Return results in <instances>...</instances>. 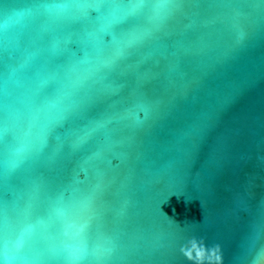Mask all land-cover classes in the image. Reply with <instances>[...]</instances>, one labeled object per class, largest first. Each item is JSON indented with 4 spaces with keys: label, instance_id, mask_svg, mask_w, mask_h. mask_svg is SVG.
Returning a JSON list of instances; mask_svg holds the SVG:
<instances>
[{
    "label": "snow or ice",
    "instance_id": "snow-or-ice-1",
    "mask_svg": "<svg viewBox=\"0 0 264 264\" xmlns=\"http://www.w3.org/2000/svg\"><path fill=\"white\" fill-rule=\"evenodd\" d=\"M80 4L30 0L15 11L14 0H0V219L6 223L9 187L26 185L30 203L25 217L40 216L50 229L35 232L26 225L18 247L62 243L68 227H77L79 241L85 243L97 223L102 225L109 174L130 163L129 148L139 149L138 156L144 157L176 142L195 158L211 145L214 171L225 159L234 127L224 126L222 117L250 80L235 62L257 37L264 41V27L249 28L240 21L239 10L256 6L254 0H93L87 15L67 14ZM161 9L168 11L161 15ZM220 9H230L232 15L226 18ZM17 24L22 27L10 47L8 32ZM227 28L239 30V40L210 59H196L181 43L197 34L212 42ZM57 34L61 39H55ZM86 37L110 55L91 71L70 72L69 64L84 51L77 44ZM13 84L30 93L27 103L17 104L21 114L55 111L44 148L14 173L7 166L13 137L6 120L16 100ZM242 123L251 125V116ZM221 127L223 133L215 135ZM245 139L252 143L251 137ZM260 151L264 153V143ZM89 162H94L91 167ZM37 173L42 181L33 179ZM76 185L87 193L68 198L65 193L78 191ZM8 243L7 234L0 232V249L6 251ZM254 261L264 264V250Z\"/></svg>",
    "mask_w": 264,
    "mask_h": 264
},
{
    "label": "water",
    "instance_id": "water-1",
    "mask_svg": "<svg viewBox=\"0 0 264 264\" xmlns=\"http://www.w3.org/2000/svg\"><path fill=\"white\" fill-rule=\"evenodd\" d=\"M29 2L14 0V10H22ZM48 2L63 3L65 0ZM92 2L81 0V4L67 10V14L87 15ZM254 2L256 6L239 10L240 21L249 28L260 29L264 27V5H259L258 0ZM167 11L161 9L160 13L163 15ZM218 12L226 18L232 15L230 9ZM21 27L17 24L9 30L10 47ZM239 38V30L227 28L217 32L212 42L206 41L203 34H197L182 39L181 43L196 59L202 60L210 59L221 47L233 45ZM55 39H61V36L57 34ZM47 44L48 39H45L43 46ZM81 47L84 51L69 64L70 72L91 71L110 55L92 37L84 38L82 44L78 42V50ZM262 52L264 41L257 37L235 62L238 70L248 71L252 67L250 60ZM50 56L58 57L59 53ZM174 79L179 86V74ZM12 91L16 93V100L6 117L8 131L13 137L8 145L7 166L14 173L29 157L38 156L44 148L55 111L34 110L21 114L17 104L27 103L30 93L15 84ZM237 148L241 152L249 151L244 141ZM127 151L130 163L120 165L109 174L102 225L97 223L85 243L79 241L77 227H68L62 243L18 247L21 230L26 225L35 232L50 229L40 216L25 217V209L30 203L28 187L12 184L8 189L6 223L0 219V232L7 234L9 243L6 251L0 249V259L6 256L5 264H252L255 256L264 250V236L259 232L246 236L250 219L247 213L242 214L239 224L224 222L217 214L231 204L233 193L244 194L249 186L253 193L252 205L264 195V166L260 165L254 151L250 153V159L241 161L221 181L211 178V145L202 148L195 158H191L187 146L182 147L176 142L158 146L155 155L140 157L136 148ZM92 163L87 166L91 167ZM33 179L42 181L43 176L37 173ZM217 183L229 185L233 191L216 188L213 192L210 185ZM75 187L78 189L75 193L71 190L65 193L68 198L79 199L87 193L86 188ZM29 238L30 234L26 233L25 239ZM186 242L183 257L179 249Z\"/></svg>",
    "mask_w": 264,
    "mask_h": 264
},
{
    "label": "clouds",
    "instance_id": "clouds-1",
    "mask_svg": "<svg viewBox=\"0 0 264 264\" xmlns=\"http://www.w3.org/2000/svg\"><path fill=\"white\" fill-rule=\"evenodd\" d=\"M252 67L245 73L250 77L249 83L243 89L240 97L234 103L230 110H226L222 117L224 126L233 125L231 129V138L228 151L225 159L212 173V180L221 181L222 178L229 172L235 169L241 161L251 158L250 153L255 152L256 159L260 165H264V153L260 151V145L264 143V130L261 128V120L264 118V52L258 57L251 59ZM255 97V104L253 105V98ZM247 116H251L252 124L245 125L242 123ZM254 125V126H253ZM224 131V127L217 129L215 135H220ZM245 137H251L252 143H248ZM244 141L248 144L249 151L241 152L237 145ZM253 145L255 150H253ZM214 192L216 188L223 191L232 192L229 185L217 183L210 185ZM253 193L250 186L246 189L244 194L233 193L232 202L222 211H218L219 219L230 224H239L242 220V214L247 213L250 217L247 228L249 232L246 236L259 232L261 225L264 224V195H262L255 205L250 203ZM247 200V203L242 201ZM187 242L183 244L179 251L184 257ZM219 247V246H218ZM0 264H5L0 261ZM252 264H255L254 259Z\"/></svg>",
    "mask_w": 264,
    "mask_h": 264
}]
</instances>
